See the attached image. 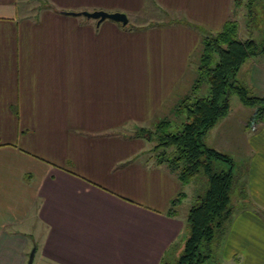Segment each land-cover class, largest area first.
<instances>
[{"label":"crops","instance_id":"1","mask_svg":"<svg viewBox=\"0 0 264 264\" xmlns=\"http://www.w3.org/2000/svg\"><path fill=\"white\" fill-rule=\"evenodd\" d=\"M246 2L263 11L264 0H0V264H25L28 248L31 264L176 261L189 183L142 160L149 142L118 129L168 117L178 103L168 87L189 86L201 34L181 23L238 30L229 14ZM149 8L166 20L136 30L63 14L104 10L129 23ZM238 78L264 96V62ZM241 124H252L237 145L248 205L223 225L220 254L264 264V122Z\"/></svg>","mask_w":264,"mask_h":264},{"label":"trees","instance_id":"2","mask_svg":"<svg viewBox=\"0 0 264 264\" xmlns=\"http://www.w3.org/2000/svg\"><path fill=\"white\" fill-rule=\"evenodd\" d=\"M119 26L124 30L141 29L127 27L128 23ZM190 27L201 34L190 93L175 105L168 117L154 123L152 130L141 128L135 133V137L154 143L149 159L155 166L164 165L181 185L200 176L206 179V189L187 211V235L178 258L172 264H203L208 261L211 244L220 239L222 227L231 217L232 159L204 146L201 138L227 114L231 95L236 96L242 106L252 110V121L264 122V96L252 95L248 86L238 78L246 60L264 54V44L259 47L251 39L238 40L234 21L225 22L215 33ZM203 84L206 85L205 95L198 98L196 95ZM217 161L226 163L227 169L214 171L213 164ZM182 198L180 193L169 201L167 215L174 213Z\"/></svg>","mask_w":264,"mask_h":264},{"label":"rangeland","instance_id":"3","mask_svg":"<svg viewBox=\"0 0 264 264\" xmlns=\"http://www.w3.org/2000/svg\"><path fill=\"white\" fill-rule=\"evenodd\" d=\"M253 6V7H251ZM255 7V8H254ZM236 8L238 9V11H235ZM236 8H231V13L229 14V18L231 20H235L239 23L240 27L237 30V37L239 39L245 40V39H251L252 41H254L259 47L264 44L263 43V39H264V8L263 11H261L259 9V7H257L256 5L252 4L251 2H246V6L243 7H236ZM156 9H161V8H156ZM104 11V10H101ZM157 10H152V9H148V11H144V13H142L141 17L137 18L134 20V22H132V19L128 20V26L127 27H141V26H147V25H153L154 24H158L160 20L165 21L166 17L163 13L161 12H156ZM108 12V11H107ZM250 13V14H249ZM247 14V17H244ZM250 15V16H248ZM246 19V20H244ZM160 21V22H162ZM179 23H181L180 21H178ZM102 23H111V24H115L109 20H105ZM131 24V25H130ZM181 25L183 26H191V24L188 23H182ZM114 26L117 27V25L115 24ZM194 26V25H192ZM121 28V27H120ZM192 28V27H191ZM119 28H117L118 30ZM122 29V28H121ZM194 30V28H193ZM162 39L158 40L157 42L161 41ZM155 41V40H152ZM199 48V46H198ZM194 56H192L193 58H191L189 60V64H188V70L185 71L186 73V79H184V81L187 82V84L189 86H182V85H176L174 86V88H170L168 87V90H170L171 92H173L172 96L174 98L177 99V101L179 102L180 100H182L183 98L187 97V95L190 93L189 89L192 85V81L195 77V73H194V66H195V57L197 56L194 52V54H192ZM253 58L251 62L247 61L241 66L240 71H244L247 70V72L249 73L255 64L258 63V61H262L264 62V54H260V55H256L254 57H250ZM119 79H124L126 77H123L122 75L117 77ZM192 78V79H191ZM191 79V82L189 84V81ZM248 88L250 89L252 95L255 96H260L262 94L256 92L255 88L250 85L248 86ZM206 92V85H202L200 88L199 93L196 95V97L200 98L203 97L205 95ZM191 98V97H190ZM175 99V100H176ZM228 114L227 116L222 119H218L217 122L213 125V127H211L207 133L201 138V142L203 145H205L208 148H216L219 151L218 152H222V153H230V156L232 159H234L233 163V176H234V181L231 185L230 191H229V196H230V202H229V206L231 208V217L234 216L242 207L247 206V202L246 200H242L239 191H238V185L240 186V190L244 191L245 189H243V184H244V179L242 177H240V180L238 182V177H239V171L238 168L241 167L242 162H238L237 161V155L241 154L240 151H238V147L237 145L241 144L243 142V136L245 133H248V131L250 130V126L252 125H248V126H244L241 123L244 122L246 123H251L252 120L247 119V116L250 114V112H252V110L245 108L244 106H242L239 101L237 100L236 96L231 95L229 97L228 100ZM241 119H243L244 121H242ZM226 120V121H225ZM153 121V122H151ZM158 120L154 119V120H150V122L148 123H144V124H139V122H132L130 120H128L125 124L124 127H122L121 129H118V132L121 133H125L129 136L134 135L138 129H148V130H152L154 123H156ZM224 140V141H223ZM225 141H227V150L225 151V149L222 148V145H224ZM153 142H149V144L145 147V149L142 151L140 158L142 160L148 161L150 155H151V147L153 146ZM234 147V148H233ZM236 155V157H235ZM149 162L153 161L152 159H149ZM233 162V160H232ZM228 167V165L224 162H220L217 161L213 164V168L214 171H221V170H226ZM240 175H242V173H240ZM189 188H190V194L188 195V199L185 200L183 202V209H189V207L194 203L195 198L198 196H201L204 192V190L206 189V179L202 176L194 179L193 181H191V183H189ZM230 219L228 221H230ZM227 221V222H228ZM26 229L22 227V231ZM28 231H31L30 229ZM31 233V232H30ZM187 235V230H185L184 235ZM218 239V238H217ZM220 239L213 241V243L210 246L211 249V258L208 261H205L203 264H223L222 263V257H221V251H220ZM32 250V248H28V254L30 253V251ZM174 263V262H173ZM172 264V263H171Z\"/></svg>","mask_w":264,"mask_h":264},{"label":"water","instance_id":"4","mask_svg":"<svg viewBox=\"0 0 264 264\" xmlns=\"http://www.w3.org/2000/svg\"><path fill=\"white\" fill-rule=\"evenodd\" d=\"M71 16H83L87 19H92L96 21V25L99 23L109 20L113 23L119 24L121 26H125L127 24V18L124 14L113 12L107 13L104 11H93V12H76V13H63ZM34 248L30 251L27 256V260L25 264H31L33 258Z\"/></svg>","mask_w":264,"mask_h":264}]
</instances>
